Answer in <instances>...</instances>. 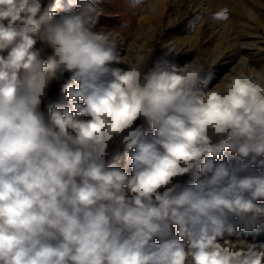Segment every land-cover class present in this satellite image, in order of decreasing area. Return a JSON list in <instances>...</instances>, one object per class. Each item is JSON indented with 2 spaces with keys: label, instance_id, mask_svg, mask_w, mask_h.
<instances>
[{
  "label": "clouds",
  "instance_id": "9594fccd",
  "mask_svg": "<svg viewBox=\"0 0 264 264\" xmlns=\"http://www.w3.org/2000/svg\"><path fill=\"white\" fill-rule=\"evenodd\" d=\"M67 5L57 18L62 0H0V264H264V244L218 242L231 216L264 220V174L238 175L264 167V78L205 88L210 69L149 68L143 54L111 68L123 61L110 30L92 31L100 10ZM65 72L69 107L49 104L46 121L40 105ZM111 144L131 176L106 166L120 159ZM226 150L246 162L215 163Z\"/></svg>",
  "mask_w": 264,
  "mask_h": 264
},
{
  "label": "rangeland",
  "instance_id": "374dc122",
  "mask_svg": "<svg viewBox=\"0 0 264 264\" xmlns=\"http://www.w3.org/2000/svg\"><path fill=\"white\" fill-rule=\"evenodd\" d=\"M48 2L44 0V6ZM62 2L64 8L57 13V18L72 10L67 0ZM93 5L100 13L92 31L110 30L115 51L124 63H112L111 68L127 70V65L132 64L138 54H143L150 57L149 68L167 63L199 65L210 69L211 78L208 79L206 75L205 88L222 87L232 75L237 74L247 73L264 78V0H95ZM222 13L226 14V18L221 16ZM34 48L40 51V58L44 61L52 54V49L39 39ZM167 49L172 53L165 55ZM70 76L65 72L59 80L50 84L48 97L39 108L46 121H50L51 116L49 104L58 108L69 107L67 96L61 88L63 84L71 82ZM79 118L90 119L88 116ZM140 125H143L146 133H153L151 126L142 120H137L134 127ZM117 148L120 159L106 157V166L120 168L131 176V160L124 155V147L111 144L109 153ZM247 173L264 174V167L254 164ZM198 179L202 177L197 170L191 175L173 178V183L182 188ZM256 228L264 233V220L257 223ZM172 230L176 235L175 225ZM225 241L264 244L230 238L226 234L218 238L219 243ZM154 242L159 243V238H154Z\"/></svg>",
  "mask_w": 264,
  "mask_h": 264
},
{
  "label": "trees",
  "instance_id": "16d2710c",
  "mask_svg": "<svg viewBox=\"0 0 264 264\" xmlns=\"http://www.w3.org/2000/svg\"><path fill=\"white\" fill-rule=\"evenodd\" d=\"M95 0H90V2L93 4ZM225 162L230 166L235 167L237 164L245 163L246 159L241 158L229 151H225L224 155L222 157H219L216 159L215 163ZM254 164L250 165L249 168H251ZM248 168V169H249ZM247 169V170H248ZM247 170L238 173L239 176H247ZM257 204L264 205V199H261L258 201ZM229 222L234 226L235 232L232 235H229L225 233L230 238H240L244 240H255L260 243H264V233L261 232L259 229L255 227L249 228V221L247 218H240L236 216L229 217Z\"/></svg>",
  "mask_w": 264,
  "mask_h": 264
},
{
  "label": "snow or ice",
  "instance_id": "6c2138e0",
  "mask_svg": "<svg viewBox=\"0 0 264 264\" xmlns=\"http://www.w3.org/2000/svg\"><path fill=\"white\" fill-rule=\"evenodd\" d=\"M221 16H222L223 18H226V14H225V13H222Z\"/></svg>",
  "mask_w": 264,
  "mask_h": 264
}]
</instances>
